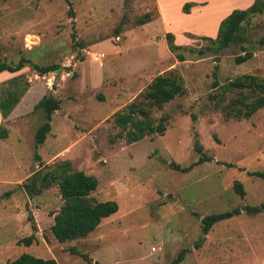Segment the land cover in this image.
Here are the masks:
<instances>
[{"label":"rangeland","instance_id":"1","mask_svg":"<svg viewBox=\"0 0 264 264\" xmlns=\"http://www.w3.org/2000/svg\"><path fill=\"white\" fill-rule=\"evenodd\" d=\"M255 2L262 11L243 22L240 42L211 49L206 37ZM168 32L181 49L171 52ZM246 51L253 55L237 63ZM20 58L28 61L21 70L0 72V98L19 95L9 115L0 111V264L22 253L58 264H169L182 249L179 264H264V209L244 210L264 202V179L249 174L264 170V107L226 114L242 97L230 81L264 77V0H0V61ZM32 64L57 67L40 74ZM169 70L184 94L151 104L144 91ZM44 96L60 105L36 144L44 112L34 106ZM130 102L155 123L166 115L165 132L128 143L114 114ZM200 156L208 159L187 172L173 166ZM64 162L67 172L96 177L91 197L115 200L118 211L60 243L50 230L63 202L58 181L44 188L42 178ZM234 208L240 214L203 232L204 216ZM30 235L31 245L20 243Z\"/></svg>","mask_w":264,"mask_h":264},{"label":"trees","instance_id":"2","mask_svg":"<svg viewBox=\"0 0 264 264\" xmlns=\"http://www.w3.org/2000/svg\"><path fill=\"white\" fill-rule=\"evenodd\" d=\"M262 11V4L253 3L246 9H235L225 19L221 21L218 33L215 38L206 37L213 45L215 52H218L231 43L240 42V34L243 22L250 16ZM151 20V16L147 15L140 23H146ZM166 41L171 52L181 49L180 45L174 42V35L170 32L166 33ZM252 52L246 51L244 55L236 57L237 63L243 62L252 56ZM176 57L179 61H183V55L177 53ZM28 61L25 58H20L17 62L0 61V72L7 71L10 73L21 70ZM33 68L40 74L48 73L54 70L57 66L46 65L41 66L32 64ZM228 89H239L242 92V97L237 98L234 103L228 104L230 109L226 114L235 117H249L258 109L264 107V77L254 74H242L230 81L227 85ZM184 81L181 76L173 74L172 70L166 71L157 75L144 91V97L152 104L163 105L176 96L184 94ZM247 91L245 95L244 92ZM19 95L8 93L7 96L0 98V111L4 117L9 115L11 110L17 104ZM60 102L53 96H44L34 108H41L44 112V121L35 131V143L42 144L46 139L47 133L51 130L52 113L59 109ZM232 109V111H230ZM115 122L118 126L124 129L125 137L128 143L142 139L146 135L158 133L163 134L166 130V115L161 116L158 123L150 117L148 109L138 106L136 102H130L123 110L114 114ZM7 130L0 126V139L5 138ZM200 151V148L198 147ZM208 158L203 156L190 164L189 166L181 167L173 164L174 168L181 171H189L193 165L202 163ZM70 167L69 162L60 164L56 169L47 172L43 178V187L48 188L49 185L58 181V188L63 200L59 210L54 214V222L50 230L55 239L60 242H68L78 238L87 236L94 231L100 224L102 219L118 211V203L115 200L96 201L91 197V193L96 190L98 180L92 175H88L83 171L67 172ZM250 175H255L264 179V170L249 172ZM30 193V186L25 185ZM239 194L244 195L242 185H235ZM12 193L11 190L5 192L2 196L6 197ZM264 209V202L256 207H246L249 213L258 212ZM242 209L234 208L219 213H212L202 218L203 232L208 233L210 228L217 222L229 219L234 215L240 214ZM34 240L33 235L20 240L29 246ZM199 247V244L196 245ZM70 251L75 252L74 248ZM188 249H182L169 264H179L185 257ZM5 264H58L54 258H42L29 253H22L18 257L8 260Z\"/></svg>","mask_w":264,"mask_h":264},{"label":"crops","instance_id":"3","mask_svg":"<svg viewBox=\"0 0 264 264\" xmlns=\"http://www.w3.org/2000/svg\"><path fill=\"white\" fill-rule=\"evenodd\" d=\"M175 39V38H174ZM13 112V111H12Z\"/></svg>","mask_w":264,"mask_h":264}]
</instances>
